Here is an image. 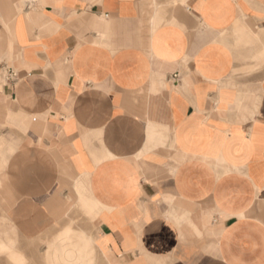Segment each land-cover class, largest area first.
I'll list each match as a JSON object with an SVG mask.
<instances>
[{
  "label": "crops",
  "instance_id": "1",
  "mask_svg": "<svg viewBox=\"0 0 264 264\" xmlns=\"http://www.w3.org/2000/svg\"><path fill=\"white\" fill-rule=\"evenodd\" d=\"M263 73L264 0H0L15 227L85 188L110 264H264Z\"/></svg>",
  "mask_w": 264,
  "mask_h": 264
},
{
  "label": "rangeland",
  "instance_id": "2",
  "mask_svg": "<svg viewBox=\"0 0 264 264\" xmlns=\"http://www.w3.org/2000/svg\"><path fill=\"white\" fill-rule=\"evenodd\" d=\"M6 145L2 148L0 143V264H110L95 246L92 235L96 208L93 211L87 208V202L93 200L85 188L77 206L71 198L70 206L63 210V220L52 228L28 237L15 227L11 220V207L16 197L4 178L6 154L9 152V149L8 152L3 151ZM77 237L84 238L89 247L86 249ZM79 257L87 258L81 262Z\"/></svg>",
  "mask_w": 264,
  "mask_h": 264
},
{
  "label": "bare ground",
  "instance_id": "3",
  "mask_svg": "<svg viewBox=\"0 0 264 264\" xmlns=\"http://www.w3.org/2000/svg\"><path fill=\"white\" fill-rule=\"evenodd\" d=\"M86 206H87V208L89 209V210H91V211H93L95 208H96V203L93 201V202H91V201H88L87 202V204H86ZM98 207V206H97ZM73 237H74V235H73ZM78 239V241L80 242H82V244H83V246H85V248L87 249L88 247H89V244H88V242H86L85 240H84V238H79V237H77ZM85 249V250H86ZM10 250V249H9ZM86 258L87 257H79V259L81 260V262H85L86 261Z\"/></svg>",
  "mask_w": 264,
  "mask_h": 264
},
{
  "label": "built area",
  "instance_id": "4",
  "mask_svg": "<svg viewBox=\"0 0 264 264\" xmlns=\"http://www.w3.org/2000/svg\"><path fill=\"white\" fill-rule=\"evenodd\" d=\"M16 75L17 73L14 71V70H10L8 73H7V78L8 79H15L16 78ZM175 77H177V75H174Z\"/></svg>",
  "mask_w": 264,
  "mask_h": 264
}]
</instances>
